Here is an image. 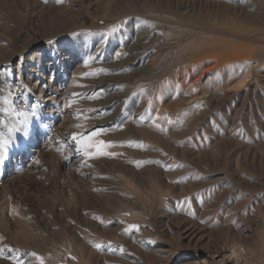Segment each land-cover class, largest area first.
Segmentation results:
<instances>
[{"label":"rangeland","instance_id":"obj_1","mask_svg":"<svg viewBox=\"0 0 264 264\" xmlns=\"http://www.w3.org/2000/svg\"><path fill=\"white\" fill-rule=\"evenodd\" d=\"M0 237V264H264V0H0Z\"/></svg>","mask_w":264,"mask_h":264},{"label":"snow or ice","instance_id":"obj_2","mask_svg":"<svg viewBox=\"0 0 264 264\" xmlns=\"http://www.w3.org/2000/svg\"><path fill=\"white\" fill-rule=\"evenodd\" d=\"M45 2H47V0H45ZM56 2L58 4H62L63 0H56ZM118 29L113 28L112 29V34H114ZM93 59V57L89 56L88 60L91 61ZM85 66H87V63L85 64ZM102 71V70H101ZM91 74L85 73L83 78H88L90 77ZM78 87H83L84 85H77ZM27 90V86L24 85L22 82L19 86H13L12 90L8 91V95L5 98V103L9 106L12 107L13 105V101L17 98H19L20 96H23L24 91ZM141 92L143 93V90H141ZM77 94H73V96L75 97ZM21 115H24L26 117L25 123H28L27 120V113H19ZM37 115V111H36V107L34 106L32 108V117L35 118ZM83 116L82 113H78L77 116L75 117L76 119H81V117ZM170 122V121H169ZM77 127H81V125H77ZM101 133L97 132V131H92L91 133H89L88 135H80V134H73L71 139L75 142V144L77 145V151L85 158L87 159H96L99 156H113V153L110 152H106L104 151L105 148L107 147H114L115 145H110L108 142L106 141H98V142H93V138L94 137H98L100 136ZM5 144L8 143L7 140L4 141ZM185 204L190 203V201L185 200L184 201ZM132 227H137L138 230V226H132ZM3 238L0 237V240H2ZM95 247L100 248L101 245L97 244L95 245ZM9 251H16L15 249H9ZM31 257H33L35 259V261L37 262V264H46L45 262V258L41 255H39L36 252H32L29 254ZM0 257H3V249H0ZM8 259L11 261V264H30L29 261L24 260L21 256H10L8 257Z\"/></svg>","mask_w":264,"mask_h":264},{"label":"bare ground","instance_id":"obj_3","mask_svg":"<svg viewBox=\"0 0 264 264\" xmlns=\"http://www.w3.org/2000/svg\"><path fill=\"white\" fill-rule=\"evenodd\" d=\"M51 99V98H50ZM50 99H47V101H50Z\"/></svg>","mask_w":264,"mask_h":264}]
</instances>
